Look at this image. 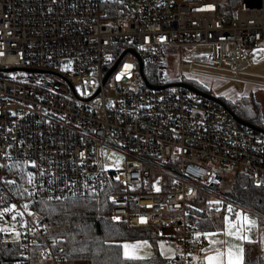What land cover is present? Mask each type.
Masks as SVG:
<instances>
[{"label":"built area","instance_id":"obj_1","mask_svg":"<svg viewBox=\"0 0 264 264\" xmlns=\"http://www.w3.org/2000/svg\"><path fill=\"white\" fill-rule=\"evenodd\" d=\"M263 42L264 0H238L232 12L218 0H0V212L16 206L0 216V236L20 242V264L36 251L67 264L36 201L109 190L111 221L171 231L172 264L193 262L197 200L208 216L229 205L234 217L249 213L260 233L264 210L221 190L217 166L264 187V134L187 88L147 83H190L167 80L168 51L208 45L190 73L264 85L243 76ZM105 149L123 165L106 168Z\"/></svg>","mask_w":264,"mask_h":264},{"label":"trees","instance_id":"obj_2","mask_svg":"<svg viewBox=\"0 0 264 264\" xmlns=\"http://www.w3.org/2000/svg\"><path fill=\"white\" fill-rule=\"evenodd\" d=\"M222 11L232 12L238 0H218ZM196 88L208 92L205 88L190 82ZM229 108L243 120L260 128L263 125L254 118H247L233 104L220 97ZM232 195L264 210V187L253 184L246 173H238L233 187L228 191ZM106 191L100 199L78 198L71 200H41L33 204V212L39 215L47 226L49 235L57 239L60 255L67 264H163L160 258L143 260L127 259L123 254V242L146 237L145 231L152 232L157 238L159 227L136 229L123 223L110 220V204ZM190 221L197 231L213 226V221L205 213L202 202L197 200L190 205ZM20 242H5L0 236V264H20L22 259ZM38 251L34 259L39 258ZM257 260L246 264H257Z\"/></svg>","mask_w":264,"mask_h":264},{"label":"rangeland","instance_id":"obj_3","mask_svg":"<svg viewBox=\"0 0 264 264\" xmlns=\"http://www.w3.org/2000/svg\"><path fill=\"white\" fill-rule=\"evenodd\" d=\"M211 52L212 47L208 45L183 46L181 48L173 47L169 49L166 56L167 80L169 82L184 80L195 83L205 88L212 95L223 97L230 104H233L238 111L244 113L247 118H254L264 127V85L190 73L191 63L205 61L207 55ZM126 58L133 59L130 54H128ZM243 76L264 81V60L262 62L252 61L250 67L246 70V74ZM123 162L124 159L120 153L105 149L104 165L106 168L118 169L123 165ZM217 169L223 177L220 189L224 191H229L234 185L236 175L242 173L241 170L226 165H219L217 166ZM222 214L223 213L214 214L210 217L215 218L217 216H222ZM243 215H246L249 220L255 221V224H250L247 221H244L245 227L247 233L252 237H255V240L260 243L261 250L264 253V226H261V235L259 237L256 218L247 212ZM13 238L14 240L18 238L16 233L13 234ZM138 240L143 239H135V241ZM133 241L134 240H128L124 243L130 242V244H135L132 243Z\"/></svg>","mask_w":264,"mask_h":264},{"label":"crops","instance_id":"obj_4","mask_svg":"<svg viewBox=\"0 0 264 264\" xmlns=\"http://www.w3.org/2000/svg\"><path fill=\"white\" fill-rule=\"evenodd\" d=\"M259 50H264V42L260 43L257 47L254 48L255 55L252 61L262 62L264 60V51ZM243 216L244 215L241 214L234 217L230 215L229 212H224L222 216H217L215 218L209 216V218L213 221V226L209 229L198 231V233L201 235L197 234V237L193 241L192 264H207V261L205 260L206 256L215 255L217 250L224 251L226 253L229 247H232L233 249L242 247L244 249L245 264L250 260H257V264H264V253L261 250V245L258 241L255 240V237H252L247 233ZM229 223L233 225L231 231L234 233V235L227 234ZM203 233H214L215 235L207 237L202 235ZM236 233H238V235ZM144 234H146V237L142 238L143 240L138 241H147L148 247H141L137 250L136 254L138 256H144L146 257V259L158 257L160 258L161 263L172 264L171 261L176 252L179 250V245L176 239L172 236L171 231H160L159 229V236L157 238L154 237L152 232L145 231ZM260 235L261 232L259 233L258 231V236L260 237ZM239 236H245L247 237V239L241 240ZM200 237L205 238L204 243L201 241ZM211 240L220 241L222 243L211 244ZM134 241L132 243L137 242ZM126 243L130 244V242ZM161 245H163V251H161ZM34 264H53V262L49 259L39 257L34 260Z\"/></svg>","mask_w":264,"mask_h":264},{"label":"snow or ice","instance_id":"obj_5","mask_svg":"<svg viewBox=\"0 0 264 264\" xmlns=\"http://www.w3.org/2000/svg\"><path fill=\"white\" fill-rule=\"evenodd\" d=\"M259 51H264V50H259ZM111 59V58H109ZM132 65H125V69H129L131 68ZM117 79H120V76H117ZM32 182V177H29V183ZM14 183V182H11ZM157 191H159V189H157ZM29 195H31V193H29ZM59 199V198H57ZM214 203L219 204V201H215ZM15 205H12L11 208H5L3 210V212H0V215H3L4 212H9L12 211L13 209H15ZM25 208L28 207V205H24ZM228 211L232 212L233 209L231 207V205L228 206ZM17 215L22 216L23 213L22 212H18ZM240 214H238L239 216ZM13 219H15V217H13ZM243 220L247 221L250 224H255V221H251L249 220V218L244 215L243 216ZM145 222L144 218H141V223ZM233 227V225L231 223H229L228 225V235H234V233L231 231V228ZM8 229L7 228H0V232H7ZM238 235V233H236ZM17 236H19V233L16 234ZM198 235H201L198 233ZM202 235L207 236V237H211L213 235H215L214 233H203ZM239 238L241 240L243 239H247V237L245 236H239ZM211 244H217V243H222L220 241H216V240H211L210 241ZM123 250H124V256L127 259H135V260H143L146 259V257L144 256H138L137 250L140 249L141 247H148V242L147 241H137L135 244H129V243H124L122 245ZM161 251H163V245H161ZM225 257H226V264H245V260H244V249L242 247H237L235 249H233L232 247H229L227 249V252L225 253L224 251H220L217 250L215 255H209L205 257V260L207 261V264H225Z\"/></svg>","mask_w":264,"mask_h":264},{"label":"water","instance_id":"obj_6","mask_svg":"<svg viewBox=\"0 0 264 264\" xmlns=\"http://www.w3.org/2000/svg\"><path fill=\"white\" fill-rule=\"evenodd\" d=\"M129 52H131L133 55H135L138 60H139V63H140V67H141V73L143 74V60L142 58L139 56V54L137 53L136 50L134 49H130ZM148 87L150 88H154V89H164V88H167V87H171V86H176V87H184V88H187L189 89L190 91L194 92L195 94L199 95V96H202L204 98H207V99H210V100H213L217 103H219L220 105L224 106L225 108L229 109L235 116L236 120L243 124V125H246L248 127H251L253 129H256L258 131H260L261 133L264 134V128H260L258 126H256L255 124L251 123V122H247L245 120H243L240 116H238L236 113H234L230 108L229 106L225 103V101H223L220 97H216L214 95H212L211 93H208V92H205V91H202L198 88H196L195 86H193L192 84L190 83H186V82H177V83H171V84H168L166 86H162V87H157V86H153L149 83H147ZM11 182H14L13 180H9V183Z\"/></svg>","mask_w":264,"mask_h":264}]
</instances>
